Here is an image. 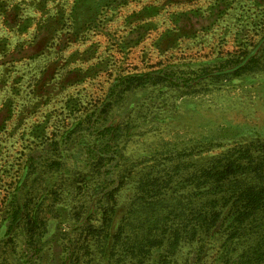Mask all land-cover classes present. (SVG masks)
<instances>
[{"label":"rangeland","instance_id":"374dc122","mask_svg":"<svg viewBox=\"0 0 264 264\" xmlns=\"http://www.w3.org/2000/svg\"><path fill=\"white\" fill-rule=\"evenodd\" d=\"M250 143L264 0H0V264H137L135 215L188 212L190 174ZM231 215L144 264H264V240L241 257L257 240L227 239Z\"/></svg>","mask_w":264,"mask_h":264},{"label":"trees","instance_id":"16d2710c","mask_svg":"<svg viewBox=\"0 0 264 264\" xmlns=\"http://www.w3.org/2000/svg\"><path fill=\"white\" fill-rule=\"evenodd\" d=\"M111 130L108 129L105 135L108 132L112 135L109 140L112 143L117 139L115 131L118 130ZM107 146L109 152L106 153H111L110 142ZM201 169L200 173L192 172L186 180L191 203L188 212L177 208L165 215L154 210V216L147 217L145 221L138 220L139 216L135 215L136 223L145 229L138 231L139 236L136 235V238H147L148 242L129 245L125 248L128 251L125 257H138L137 264H144L147 253L152 248L163 247L168 251L164 258L166 260L182 241H193L200 239L202 235L213 234L215 227L223 220L222 214L226 207H229L232 214L227 225L228 240L247 242L252 237L257 240L256 243L264 240V143L230 148L222 156L212 158ZM157 182L160 183V178L149 181L148 184L141 182L142 196L138 198L144 201H149L151 197L156 198L154 191L159 187ZM108 200V204L104 206L102 221L105 226L109 225L112 214L116 211L115 192L108 196ZM169 221H172L170 225ZM28 224L32 231V222ZM92 227L93 225L89 229ZM262 248L261 243L255 248L249 246L240 256H260L263 253Z\"/></svg>","mask_w":264,"mask_h":264}]
</instances>
